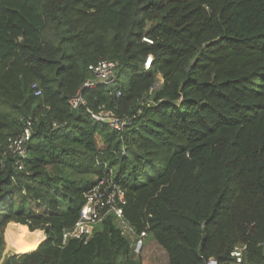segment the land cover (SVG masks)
Returning a JSON list of instances; mask_svg holds the SVG:
<instances>
[{"label": "trees", "instance_id": "1", "mask_svg": "<svg viewBox=\"0 0 264 264\" xmlns=\"http://www.w3.org/2000/svg\"><path fill=\"white\" fill-rule=\"evenodd\" d=\"M100 60L115 84L81 89ZM105 176L164 264H264V0H0V264H135L111 214L62 243ZM6 225L31 247L2 256Z\"/></svg>", "mask_w": 264, "mask_h": 264}, {"label": "built area", "instance_id": "2", "mask_svg": "<svg viewBox=\"0 0 264 264\" xmlns=\"http://www.w3.org/2000/svg\"><path fill=\"white\" fill-rule=\"evenodd\" d=\"M152 57L148 55L145 60V68H149ZM116 63L110 60L98 61L91 70V77H88L82 84L81 89H95L99 87H111L116 82ZM35 95L40 94L36 89ZM68 103L71 108H77L85 103L81 91L78 90L69 99ZM96 120L108 119V124L114 129L121 131L130 122L128 118H119L108 110L101 109L99 112L91 113ZM29 124V123H28ZM26 125L23 131L11 140L9 147L11 151L19 157H24L27 151V143L30 138L31 129ZM21 168V166H18ZM86 201L81 207L79 218L76 222L62 232V243L76 239L86 242L93 234L95 227L99 225L107 215H112L116 224L121 229V233L130 237L133 236L131 243L132 251L138 253L143 246L144 239L147 236L146 229L136 234L134 229L124 219L121 204L125 202L124 191L114 184L110 177H101L97 183L85 193ZM231 256L238 263L241 261V252L233 250ZM204 264H218L216 259L208 258Z\"/></svg>", "mask_w": 264, "mask_h": 264}, {"label": "rangeland", "instance_id": "3", "mask_svg": "<svg viewBox=\"0 0 264 264\" xmlns=\"http://www.w3.org/2000/svg\"><path fill=\"white\" fill-rule=\"evenodd\" d=\"M6 226L3 231V237L5 236L4 237L5 245H4V249L2 252V256L5 253H7V255L13 254V253H20V252H14L13 250L7 247L8 246L7 244L9 243L7 241L8 235L17 237L22 242L29 243V247L26 250H28L31 247V245L34 243V237H30V238L24 237L25 233L23 232V230H21V228L19 231V230H16L17 228L14 225H9L7 226V228ZM35 230H38V229H35ZM132 238L133 236L129 237L130 240H132ZM131 257L135 261V264H164L167 262V256H166L165 251L160 247V245L155 240L147 238V237L144 239L143 246L141 247L138 253L131 251Z\"/></svg>", "mask_w": 264, "mask_h": 264}, {"label": "water", "instance_id": "4", "mask_svg": "<svg viewBox=\"0 0 264 264\" xmlns=\"http://www.w3.org/2000/svg\"><path fill=\"white\" fill-rule=\"evenodd\" d=\"M102 121L105 122V123H108V119H104ZM25 252H27V251H25Z\"/></svg>", "mask_w": 264, "mask_h": 264}, {"label": "crops", "instance_id": "5", "mask_svg": "<svg viewBox=\"0 0 264 264\" xmlns=\"http://www.w3.org/2000/svg\"><path fill=\"white\" fill-rule=\"evenodd\" d=\"M7 255V253H5L3 256Z\"/></svg>", "mask_w": 264, "mask_h": 264}]
</instances>
